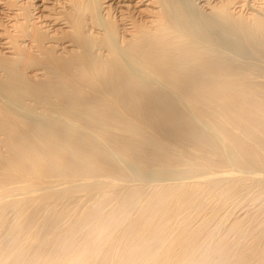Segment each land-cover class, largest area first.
I'll return each instance as SVG.
<instances>
[{
  "label": "bare ground",
  "instance_id": "6f19581e",
  "mask_svg": "<svg viewBox=\"0 0 264 264\" xmlns=\"http://www.w3.org/2000/svg\"><path fill=\"white\" fill-rule=\"evenodd\" d=\"M0 264H264V0H0Z\"/></svg>",
  "mask_w": 264,
  "mask_h": 264
}]
</instances>
